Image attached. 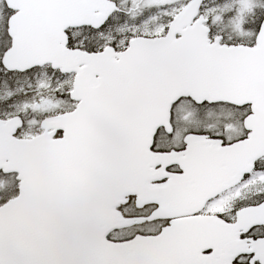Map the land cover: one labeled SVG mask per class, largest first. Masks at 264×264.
<instances>
[{
    "label": "snow or ice",
    "instance_id": "snow-or-ice-1",
    "mask_svg": "<svg viewBox=\"0 0 264 264\" xmlns=\"http://www.w3.org/2000/svg\"><path fill=\"white\" fill-rule=\"evenodd\" d=\"M0 264H264V0H0Z\"/></svg>",
    "mask_w": 264,
    "mask_h": 264
}]
</instances>
